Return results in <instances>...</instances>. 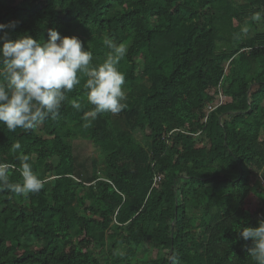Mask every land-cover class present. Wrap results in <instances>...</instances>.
Wrapping results in <instances>:
<instances>
[{
	"label": "trees",
	"instance_id": "1",
	"mask_svg": "<svg viewBox=\"0 0 264 264\" xmlns=\"http://www.w3.org/2000/svg\"><path fill=\"white\" fill-rule=\"evenodd\" d=\"M11 21L13 40L78 37L93 65L111 52L105 38L125 46L127 98L87 128L81 74L54 119L0 124L10 182L17 141L45 181L28 196L0 189V264H253L238 231L264 219V0H0ZM86 129L102 176L69 144ZM143 243L154 257L137 259Z\"/></svg>",
	"mask_w": 264,
	"mask_h": 264
},
{
	"label": "clouds",
	"instance_id": "2",
	"mask_svg": "<svg viewBox=\"0 0 264 264\" xmlns=\"http://www.w3.org/2000/svg\"><path fill=\"white\" fill-rule=\"evenodd\" d=\"M16 26V21L0 24V124L8 131L33 129L54 119L66 94L81 85V74L87 77L83 87L92 106L87 118L119 114L126 108L125 75L118 69L127 54L125 46L105 38L103 43L111 52L102 63L93 65L92 52L85 50L78 37L61 36L49 28L46 42L28 35L13 40L10 33ZM72 106L80 108L78 102ZM11 148L20 163L21 182H10V165L0 162V189L20 196L39 193L45 181L34 172L19 141ZM238 233L240 239L250 242L246 251L253 264H264V219L255 227H240Z\"/></svg>",
	"mask_w": 264,
	"mask_h": 264
},
{
	"label": "rangeland",
	"instance_id": "3",
	"mask_svg": "<svg viewBox=\"0 0 264 264\" xmlns=\"http://www.w3.org/2000/svg\"><path fill=\"white\" fill-rule=\"evenodd\" d=\"M226 67V65H224ZM89 112V111H88ZM88 112L85 113V123L86 127L88 128L93 120L91 118H87ZM39 128V126H37ZM135 137L137 139H141V135L137 132L134 133ZM69 144L72 146V151L76 160L77 164L82 165V168H84V171L88 173V175H91V171H93L96 175L102 176L103 170H104V160H103V153L102 151L93 144L89 137L87 129L84 132V134L80 137H77L73 140H69ZM257 177L264 181V169L260 171L255 172ZM77 181V180H76ZM76 199L74 200V205H76ZM75 231H72L71 238L69 241H73L75 237ZM194 230H192V233ZM100 244H95L91 250L92 255H96L99 262L103 263V261L106 258V252L98 251L96 250L99 247ZM154 257L155 256V250L151 248V246L148 243H143L140 250L136 253L137 259H145L147 257Z\"/></svg>",
	"mask_w": 264,
	"mask_h": 264
}]
</instances>
